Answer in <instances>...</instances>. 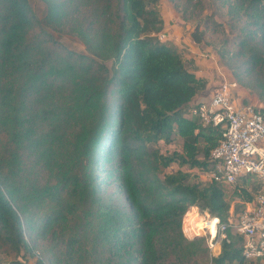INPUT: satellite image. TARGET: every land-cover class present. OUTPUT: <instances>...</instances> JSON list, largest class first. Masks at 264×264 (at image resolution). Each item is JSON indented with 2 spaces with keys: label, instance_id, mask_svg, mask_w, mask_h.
Segmentation results:
<instances>
[{
  "label": "trees",
  "instance_id": "1",
  "mask_svg": "<svg viewBox=\"0 0 264 264\" xmlns=\"http://www.w3.org/2000/svg\"><path fill=\"white\" fill-rule=\"evenodd\" d=\"M42 1L39 18L29 0H0V264H255L231 227L218 254L184 234L192 206L229 222L231 200L195 171L213 168L222 131L186 116L208 79L159 40L161 0ZM220 1L230 29L217 63L264 117V0ZM202 23L225 31L214 13L197 19V45L207 44ZM47 28L77 36L85 52ZM176 138L180 148H160ZM239 179L232 194L247 201L264 188ZM112 185L120 196L105 193ZM39 241L36 262L3 261L44 252Z\"/></svg>",
  "mask_w": 264,
  "mask_h": 264
},
{
  "label": "built area",
  "instance_id": "2",
  "mask_svg": "<svg viewBox=\"0 0 264 264\" xmlns=\"http://www.w3.org/2000/svg\"><path fill=\"white\" fill-rule=\"evenodd\" d=\"M157 36L160 41L168 40L165 32ZM238 88L235 80L222 78L212 97L190 105L186 116L197 117L203 125H213L222 131L219 143L210 153L214 163L213 168L206 172L208 180L234 186L241 176L250 174L264 186V148L259 144L264 140V117L252 103L238 106L235 101ZM204 217L206 227L201 229L208 231L207 244L212 252L231 227L243 237L242 254L245 258L255 260L264 257V188L256 193L236 219L221 222L208 212ZM213 220L216 227L214 235L208 222L211 224Z\"/></svg>",
  "mask_w": 264,
  "mask_h": 264
},
{
  "label": "rangeland",
  "instance_id": "3",
  "mask_svg": "<svg viewBox=\"0 0 264 264\" xmlns=\"http://www.w3.org/2000/svg\"><path fill=\"white\" fill-rule=\"evenodd\" d=\"M29 1H30L33 12L39 18L43 17L46 14V5L44 4L42 0H29ZM194 1L195 2L201 1V4H198L199 3L198 2L195 6H188L186 5V3H184V0H161L160 10L163 15L164 22H165L164 29L161 32H165L167 35L166 37L168 38V40H166L165 42L172 43L176 48L178 46L175 44V42H178L180 40L182 43L186 45L187 44L186 38H188L189 36H191L192 38L191 32L194 29L195 21L206 15H210L214 13V19L218 21V23H220L219 25H222V28L225 29V31L223 33L221 30H219L220 28H218V25L217 26H213V25L206 26V24L202 23L201 29L205 28L206 33H205L204 40L207 42V44L205 43L203 46H201V48L206 54H210V53L215 54L214 50L218 46L219 41L223 39V37L229 36L230 25H229L228 16L226 13L227 6L224 5L220 0H194ZM185 16L186 18H184ZM215 27L217 28V31H215L216 29ZM47 30L54 36V38H56L58 41L63 43L67 48L72 49L77 52H85V46L83 42L77 36L69 34V33L57 32L50 28H47ZM230 36L232 37L233 34H230ZM216 57L218 58L217 55ZM108 65H110V63H108ZM218 66L221 67L223 70L221 72L222 77L231 79V78H228V75H227L228 72L225 70L227 68H225L224 66H220L219 64ZM159 146L163 150H165L166 148L171 149V150L177 149L181 147V139L176 138L175 140L172 141V143L168 145L161 143ZM195 171L198 173V176L201 179H204V180L209 179V176L206 174V172H201L199 170H195ZM255 178L256 177H254L253 175H250V179L255 180V182L258 183V181ZM240 181L241 180L239 179L236 185H238ZM236 185L229 186V185L224 184L225 188L227 189V196L230 198V200H232L230 195H232V191ZM105 193L108 195H119V196L121 195V193L117 191L114 185L109 186L107 189H105ZM192 209L193 208H190L189 211H191ZM195 211L196 213L198 212V214L202 216L205 215V212H201L199 208L198 209L196 208ZM184 219H185V216H184ZM184 222L185 221L183 220V231L187 237L191 238L195 236H204L206 238V243H207V236L209 235L207 229L205 228L200 229L198 233L189 234V232L185 231L184 229ZM38 243L40 244L44 252L38 249L35 251V253L32 256L31 254L26 253L24 257L22 256L18 257L14 253H10V254L4 253L2 254L3 261L11 262L15 258H20V259L24 258L25 260L31 261L33 263L36 262V258L39 256L40 253H42L43 256L46 255L45 248H44V242L39 241ZM216 251L217 249H215L212 253H216ZM208 263H206V260H204L203 258L197 257V258L190 259L185 263H180V264H208ZM254 263L264 264V257L256 259ZM169 264H174V262H170Z\"/></svg>",
  "mask_w": 264,
  "mask_h": 264
},
{
  "label": "crops",
  "instance_id": "4",
  "mask_svg": "<svg viewBox=\"0 0 264 264\" xmlns=\"http://www.w3.org/2000/svg\"><path fill=\"white\" fill-rule=\"evenodd\" d=\"M176 34V33H175ZM177 35V34H176ZM178 36V35H177ZM187 44L180 41L175 42V44L178 46L177 49H184L183 53L185 57L189 60V62L192 63V71L197 76H202L208 79V85L207 88L199 94L194 100L192 101V104L200 102V101H207L209 100L214 92L219 87V84L222 80L221 72L223 71L221 67L218 66V60L214 53L206 54L200 45H197L191 36L186 38ZM181 47V48H180ZM228 75V78H231V74L228 71V69H225ZM235 101L238 104V106H242L246 103H252L254 105L259 104L258 98L255 93H252L248 90H246L244 87L239 86V88L236 91ZM260 146L264 148V140H261L259 142ZM245 176V175H243ZM249 191L251 189L250 186H248ZM233 192V191H232ZM256 193L254 194L255 197ZM232 198L231 200V209H230V216L232 218H237L239 213L243 210V208L248 204L251 203L254 199L247 201L244 198H241L239 196H236L235 194L230 195ZM191 208L196 209L197 206H192ZM217 251L216 254L220 252V245L216 247Z\"/></svg>",
  "mask_w": 264,
  "mask_h": 264
},
{
  "label": "bare ground",
  "instance_id": "5",
  "mask_svg": "<svg viewBox=\"0 0 264 264\" xmlns=\"http://www.w3.org/2000/svg\"><path fill=\"white\" fill-rule=\"evenodd\" d=\"M185 222H184V229L185 231L189 232V234H193L194 232L195 233H198L196 231H198V229H201L202 227H206L205 226V217L204 215H200L198 213H196L195 209H192L191 211H189L186 215H185V219H183ZM215 220H213V222L210 224V221L209 222V225H210V230H211V233L214 235L215 234V231H216V227H215V223H214Z\"/></svg>",
  "mask_w": 264,
  "mask_h": 264
},
{
  "label": "water",
  "instance_id": "6",
  "mask_svg": "<svg viewBox=\"0 0 264 264\" xmlns=\"http://www.w3.org/2000/svg\"><path fill=\"white\" fill-rule=\"evenodd\" d=\"M244 173H246V172L244 171Z\"/></svg>",
  "mask_w": 264,
  "mask_h": 264
}]
</instances>
